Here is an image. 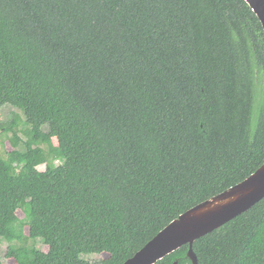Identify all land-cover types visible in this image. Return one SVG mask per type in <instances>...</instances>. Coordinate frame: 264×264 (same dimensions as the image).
I'll return each mask as SVG.
<instances>
[{
    "label": "trees",
    "instance_id": "trees-1",
    "mask_svg": "<svg viewBox=\"0 0 264 264\" xmlns=\"http://www.w3.org/2000/svg\"><path fill=\"white\" fill-rule=\"evenodd\" d=\"M6 105V256L123 264L264 163V27L246 0H0ZM193 248L264 264V198ZM188 249L156 264H192Z\"/></svg>",
    "mask_w": 264,
    "mask_h": 264
},
{
    "label": "water",
    "instance_id": "water-1",
    "mask_svg": "<svg viewBox=\"0 0 264 264\" xmlns=\"http://www.w3.org/2000/svg\"><path fill=\"white\" fill-rule=\"evenodd\" d=\"M264 27V0H246ZM264 198V163L243 181L195 205L170 222L123 264H156L188 245L192 264H199L194 251L197 239L220 228ZM173 264H179L176 260Z\"/></svg>",
    "mask_w": 264,
    "mask_h": 264
},
{
    "label": "rangeland",
    "instance_id": "rangeland-1",
    "mask_svg": "<svg viewBox=\"0 0 264 264\" xmlns=\"http://www.w3.org/2000/svg\"><path fill=\"white\" fill-rule=\"evenodd\" d=\"M15 113H19L17 109L10 105H6L3 108L0 107V124L4 123L7 120H11L14 117ZM20 114V113H19ZM21 115V114H20ZM20 126L23 127L24 123H20ZM20 126H18L20 128ZM11 136L12 132H2L0 130V154L2 156H6L8 151H14V146L11 143ZM20 136L22 139H26L25 135L20 133ZM54 143L56 144L57 141L54 140ZM58 163V161H56ZM46 168V164H41L38 169L39 170H44ZM18 215L20 217L24 216L23 211L19 210ZM39 246L43 248L44 250H47L48 247L47 245L43 244L42 242H39ZM8 248V243L5 241H2L1 247H0V264H16L15 260L13 258H9L6 256V251ZM86 257L89 256V258H92L93 260H96L101 257L107 256V254H102V255H94V254H86Z\"/></svg>",
    "mask_w": 264,
    "mask_h": 264
}]
</instances>
